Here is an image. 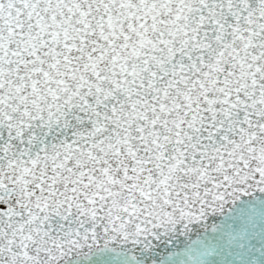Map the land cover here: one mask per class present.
<instances>
[{
	"label": "snow or ice",
	"instance_id": "obj_1",
	"mask_svg": "<svg viewBox=\"0 0 264 264\" xmlns=\"http://www.w3.org/2000/svg\"><path fill=\"white\" fill-rule=\"evenodd\" d=\"M0 264H264V0H0Z\"/></svg>",
	"mask_w": 264,
	"mask_h": 264
}]
</instances>
